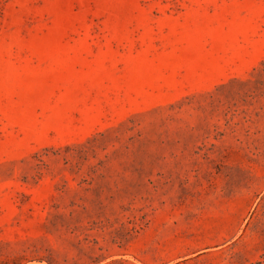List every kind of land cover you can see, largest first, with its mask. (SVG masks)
I'll return each mask as SVG.
<instances>
[{"label":"rangeland","instance_id":"rangeland-1","mask_svg":"<svg viewBox=\"0 0 264 264\" xmlns=\"http://www.w3.org/2000/svg\"><path fill=\"white\" fill-rule=\"evenodd\" d=\"M0 264H264V0H0Z\"/></svg>","mask_w":264,"mask_h":264}]
</instances>
